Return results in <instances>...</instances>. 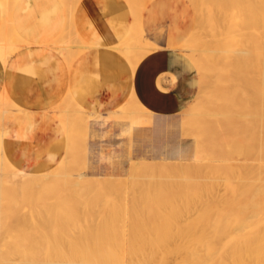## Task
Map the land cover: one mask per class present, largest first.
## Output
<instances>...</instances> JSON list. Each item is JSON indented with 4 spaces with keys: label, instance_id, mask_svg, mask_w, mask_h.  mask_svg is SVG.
Segmentation results:
<instances>
[{
    "label": "rangeland",
    "instance_id": "obj_1",
    "mask_svg": "<svg viewBox=\"0 0 264 264\" xmlns=\"http://www.w3.org/2000/svg\"><path fill=\"white\" fill-rule=\"evenodd\" d=\"M60 1L63 2L62 3L63 5H64V3H66V6L64 5V7L67 10V14H69V15L72 14L74 10H72V12L70 11V13L68 12L69 10H71L69 8L72 7V5L67 2L68 0H60ZM73 1L74 0H72L71 3H74ZM125 1H127V0H125ZM130 1L131 0H128V2L123 3V4L119 3V7L121 8L122 11H124L125 13H127V15H129L130 22H131L129 29L132 30V33L130 35H128L129 32H130V30H129V32L127 34L128 36L126 35L125 38L127 39L129 36H131L130 39L128 38V41L133 40V38L135 39L136 37H137L136 39H138L139 41H142V39H144V38H147L149 40L150 39H153V40H157V39L158 40H162V39L165 40L166 39L167 48L171 49L172 51H174V53L176 55V59H177V64H178L179 70L186 74V82L184 84L185 85V89L181 92V100H182L181 107L174 115H172L168 119L164 120L165 123H167L166 132H165L163 141L158 145L157 143H154V142H152L150 140V137H151V134H152V129H153V124L144 125V126H141L140 128L130 129L129 127H131L132 123H135L136 121L134 122V121L126 120V119H124L125 121L122 120V119H121L122 121H120V119H119V121L118 120L117 121L116 120H111L110 122H107L104 125L94 126V127L89 128V129L84 128V126L81 127L80 129L85 131L86 133L81 131L80 129L72 131L73 128H75V129L77 128V127H75L76 125H75L74 120L76 119V116L78 115V112H79V114H81L82 110H80L76 106L74 107V105L72 106V104L70 105V103H68V102H66V103H64L62 105L59 104L53 110V115L55 117L54 119H55L56 124L58 125L60 131H61V127H60L59 121L62 123L63 127L65 128V130L67 132V136H64V134L61 131V133L63 135V138H64V145H63L62 154H61L60 158L58 159V161L51 168H49L47 170H43L42 172L45 173V172H50V171H57L58 177L54 178V182H53L52 185L60 184L61 187L63 188V190L65 189L64 190L65 194H67L65 196L68 197V198L71 197L70 194L72 195L74 192L75 193H77V192L80 193V191H81V193L79 195H83L85 193V191H87L86 192L87 195L88 194H90V195L91 194H94V195L97 194L98 197H100V198L102 196V200H103L102 204H104L103 208L105 207V209H103L102 211H99L98 212L99 214L96 213V217L94 216L95 213L94 214L93 213H90V214L88 213L87 215L85 213L84 214L83 213H80V214H72V213H70L69 214V213H67L68 212L67 209L64 206H62V205L61 206L58 205V207L55 208V210H53V212H50V213L48 212L49 214L48 213H44L45 212L44 207H46L45 205L44 206L41 205L42 207L40 205H34L35 203H33L31 205V207H30V203H26V205H24L20 201L21 199L20 200L18 199V198H20L22 196V195H20L18 197V194L20 193V186H17L16 183L13 184L14 185L13 188L10 189L12 194H11V192L9 190L8 193L9 192L10 193L9 194L6 193L9 197L6 198L5 196H7V195H5V196L2 195V197H0V264H20V263L21 264H42V263L44 264V261H46V260L47 261L51 260L53 264H56L57 261H58L57 264H62L63 261H73V262L75 261L74 263L77 262V264H80V262L78 263V261H81V260H84V259H85L84 262L110 261V257L108 258V255H109L108 254L109 253L108 250H109V248H107V247H111V246H113V244L114 245L115 244L116 245H120V244L129 243L128 241H130L129 244H134V242H135V244L144 243V242L145 243L154 242L156 244H159V243L160 244H166L167 243L168 245H172L174 242L177 245H180L181 243L182 244L183 243L187 244V243H185V240H186L185 234H181L179 232L180 230L184 231V229L186 227L188 228L189 224H187V225L185 224L184 225V223H186V222L183 223V221L187 220V223H190V225H191V223L194 222L193 220H195L196 217H197L196 218L197 221L201 217L200 218L201 221H203V222L208 221V223H210V224L214 223V222H212L214 220V218H218V220H220V217L215 216V214L213 212H210L211 215L209 213L208 214L209 216L205 214L203 217L206 218V219L204 220V218H202L203 208H202V211H201L200 210L201 209V204H199L197 202L195 203L194 199H196V197L198 196L197 198H200L201 200L206 201V198H207L208 200H211V201L212 200L213 201H217L220 205H223V202L228 201L227 199H228L229 196H227L228 193H225L226 191L224 190V185H223L224 183L222 181L223 179L222 180H218V178H220V177L224 178L223 176H225L227 170L229 172H231L233 168L235 169V166L237 167L239 164L241 165V163L239 161L241 159H243V156H242L241 159L239 158L240 156L239 157L236 156V155H235L236 157L232 156L233 158L236 159V161L233 160V161H235L238 164V165H236V164H234L235 162L232 161L233 158L229 159L228 157H226L224 155H221V156L218 155L216 153L217 151H216L215 148L219 149L218 148V145H219L218 143L219 142L215 141V142H213V143H215L213 145L211 140L209 141V138H207V134L209 133V131H211L213 129L215 130V128L217 126H218L217 130L220 131L222 129V128H220V124L224 125L226 128L228 127L229 131H230V129H231V131H234L232 133L230 131L229 134L230 133H231V135H233L234 133L236 134L238 132L237 126L234 125V124H237L236 122H234V121H236V119L234 120V118L231 117V115L233 116V113L234 114L243 113V110L246 109L245 108L246 105H247L246 103H248V100L250 99V95H251L250 93H252L253 90H255L256 87H258L260 85V84H258V82H259V80H258L259 74L258 73H259L260 69L264 72V70H263L264 66L258 64V56H254V55H257L256 53H258V51H259L258 47H259L260 43L258 41L259 37H258L257 27H256L257 20L254 21L255 18H253V16L256 17L254 15L255 14V10H254V7H253V3L249 2L251 0H242V1L241 0H237V2H238L237 4H236V0H138V1L137 0H132L131 2ZM244 1L247 2V4ZM15 2H16V0H5V1L2 0V4H1V1H0V5H1V8H2L1 10L4 11V13L9 11L7 13V15H8L7 18H4V15H3L4 13L2 14V19L3 20H2V28L0 30V46L4 45L5 43H3V42H6V40H10L11 41V42L10 41L6 42V44L9 45V48L7 49L8 50V55H9L8 57H10L12 55V52L13 53L15 52L13 50V48H11V47L15 46L16 40L14 38H12L13 36L11 34H9L10 31H11L10 30L11 27L9 26L10 22L8 23V21L10 20V12H11V9H12V7H13ZM77 2H75L76 5L79 3V2L78 3ZM75 3H74V5H75ZM3 4H4V6H6V4H7V6L9 5L10 7L11 6L12 7H11V9H9L10 7L6 6V9L8 8V10L5 11L4 6H2ZM67 4L70 5L71 7H69V6L67 7ZM238 4H239V7H236L235 5H238ZM244 7H245L246 13L248 12L247 15H246L245 11L243 12ZM241 8H243V9H241ZM247 8L249 9V11H247ZM251 11H252V13H251ZM249 12H250L251 15L249 14ZM248 14H249V16H248ZM234 15L236 16V18H235ZM247 16H248V18H247ZM231 17H233V18H231ZM233 19H235V20L233 21ZM237 21L239 23L242 21L243 24L242 23L239 24ZM237 23H238V25H237ZM223 25H224V29H222ZM134 29L142 30L144 37H140V36H142L141 35L142 34L141 31L138 32V30L136 31ZM223 30H225V31H223ZM5 31H7L8 34H4V33H7ZM71 31L74 32L73 29H72V26L68 25V27L63 31V33L61 35L64 41H63L62 44H60L61 45L60 48H63L66 51L61 49L60 53L64 57V59L66 61L68 59H69V61H73L75 59V57H77L80 54V52L82 50H84L83 48L88 46L81 39H79L78 36H76V34L72 33ZM212 32H214V33L212 34ZM221 32H222V34H221ZM134 33L135 34L138 33L139 35L137 34L136 36H134ZM249 34H250V36H249ZM213 35H214V37H212ZM9 37H11V38H9ZM68 38H70V39H68ZM244 38L247 39V40H245ZM248 38H249V40H248ZM213 39H214V43L212 41ZM204 40H206V42ZM12 41H13V43H12ZM230 41H234V42H230ZM122 42H124V40ZM122 42L119 44V46L117 45L115 47H119V49L121 50L120 46H121ZM203 42H205V43H203ZM207 42H209V44H207ZM243 42H245L246 44L243 43ZM10 43H11L12 46L10 45ZM68 43L71 44V45H69ZM216 43H217V45H216ZM204 44H206V45H204ZM211 44H215V45H212V47H211ZM252 45L254 46V48H252ZM214 46H215L216 49L214 48ZM70 47L72 49L73 48H77V49H80V50L76 49L77 51L74 52V49H73V52H72V49ZM209 47H210V49H209ZM153 48L154 47H152L150 49H148V48L147 49H143V50H145V52L143 50H141V49H138L139 51L136 49L137 50L136 52H135V50L133 51L134 52V56L136 58V57L140 56L141 54H144V57H145L146 55H148L150 53V51ZM226 48H228V49H226ZM239 48H240V51H239ZM68 49H70V50H68ZM113 49L118 51L119 53H121V55L124 53L122 51L120 52L119 49H116V48H113ZM191 50L194 51V52L189 53ZM204 50L205 51L208 50V51L206 53H204L205 52ZM212 50H216V52L212 53L211 52ZM249 50H251L252 53ZM253 50H255V51H253ZM256 50H258V51L256 52ZM0 51H1V49H0ZM78 51H79V54H78ZM141 51H143V52H141ZM218 51L219 52L223 51L224 54L226 53L225 56H227V59L224 56V54L219 53ZM238 51L239 52H241V51L248 52L249 51L250 52L249 55L251 57L249 55L247 56V54L239 53ZM133 52H132V54H133ZM227 52H229V53L227 54ZM71 54H73V55H71ZM207 54H208V57H207ZM228 55H230V56L228 57ZM236 55H239V56H236ZM240 56H241V58H239ZM210 57L212 58V60H209ZM244 57H245V59H244ZM3 58L4 57H2V55L0 53V59L2 60V63L4 64ZM197 60H198V62H197ZM248 60H250V62ZM244 62L245 63L249 62V63H247L245 65ZM255 63H256V66H255ZM129 64H130V66L132 68V71H134L135 70L134 64H132V63H129ZM209 64L211 65V67H210ZM238 64H240V68L241 69H237L238 68L237 67ZM250 64H252L251 67H250ZM195 66H199L200 67V71L199 72H198V69ZM247 66H249V67H247ZM218 67H220L221 70ZM250 68L256 74H254L250 70ZM255 69H257V70L255 71ZM239 72H240V74H239ZM223 73H225V74H223ZM250 73H251V75H250ZM239 76H240V78H239ZM248 76L250 78H246ZM235 77H236V81L234 80ZM224 78H225V81H224L225 83L222 82L224 80ZM251 78L252 79L256 78L257 80H255V79L252 80ZM240 79H241V81H240ZM242 79H244L246 81H244ZM237 80H239V81H237ZM234 81L236 82L235 84H234ZM251 81H252V83H251ZM253 81H254V84H253ZM243 82H247L248 84L243 83ZM235 85H236V87H235ZM237 85H239V86H237ZM227 86L230 87V91H227V90H229V87H227ZM245 86H246L247 90L245 89ZM237 87H238V89H237ZM239 87H241V90H240ZM247 87H249L250 90ZM254 87H255V89H254ZM244 89L247 92H245ZM242 92H245V93H242ZM241 94H243V96H241ZM237 95H239L241 97H239ZM248 95H249V97H248ZM218 96H220V97H218ZM238 97L241 98V99H239ZM237 98L240 101H237L238 100ZM242 100H243V102L245 101L244 102L245 104L241 103ZM128 101H129V98L126 101V103L123 106H121L120 108H118V109H120L121 111L123 110L124 114H132L133 115L132 117H134V116H136V114L140 110L138 107L140 106V108H143V105H142V103L139 104V102L137 104H135V105L134 104H129ZM232 101H234V102L231 103ZM126 104L129 105V106H127ZM138 104H139V106H137ZM9 105H11L10 102H9ZM130 105L133 106L132 107L133 110L131 109ZM0 107H1V109H0V117H2L4 115L3 114V111H4L3 109L11 111L10 106H6L5 108H2V106L0 104ZM136 107H137V111H138L137 113L135 112L136 111ZM211 107H212V109H211ZM129 108L131 109L132 113L129 110ZM216 108H217V110H216ZM61 109H62V111H61ZM1 110H3V111H1ZM237 110H238V112H237ZM215 111H216V113H215ZM230 111H231V115H230ZM134 112L136 114H134ZM140 112H142V110H140ZM217 112L220 113V114L218 115ZM244 112H246V111H244ZM83 113H84V111H83ZM100 113H107V111L100 112ZM208 113H209V115H208ZM12 115H13V113L11 111V116ZM68 115H69V117H68ZM5 116H9V114H5ZM5 116H3V117H5ZM103 116H105V114ZM146 117H148V116L146 115ZM221 117H225L228 120H225V119L223 120V118H221ZM9 119L10 118H7V120H4L5 123L2 124L1 126L5 125L6 122ZM219 121H221L223 124L221 122H219ZM70 122H71V125L72 124L74 125L73 127L71 126L72 128H68V127H70ZM197 122H198V124H197ZM232 124L234 125V127H233ZM131 128H133V127H131ZM234 128L235 129L237 128V131ZM75 131H77V132H75ZM219 131H218V133H219ZM73 133H75V134H73ZM175 144H179V145H181L184 148L185 152L182 155L184 160H180V159L179 160H171L172 162L170 161V163H172V165L174 164V166H177V164L181 163L183 165L182 167H184V171H183L184 173H179L180 174L179 175V174L175 173V171H173L171 169H169V170L168 169H162L163 171L159 170L156 173L154 172V175L152 173H149V175H147L148 173H144V172H136L135 173V171H132L130 169L131 160L151 161V162L152 161L153 162L163 161V160H150V159L148 160V158L150 156H152L153 154H155L156 152L160 151L159 149H157V146L161 145V147H165V146L169 147V146H174ZM161 150L163 151L164 149H161ZM78 152H80V153H78ZM237 159H239L238 162H237ZM200 160H202L203 162L202 161L199 162ZM223 160H225L226 162H224ZM248 160H249V162H248ZM204 161H205V163H204ZM192 162H194V163H192ZM223 163H225V164H223ZM181 164H179V165H181ZM228 164L229 165L232 164V165L229 167ZM253 164H254V161H253V159H251V155L248 158L245 157V161L242 160V165L253 166ZM194 165H195V167H194ZM223 165H225V167H229V168H227V170L226 169L225 170L222 169L221 171L219 170L221 173L220 172L216 173L217 172L216 171L217 170L216 167L223 166ZM205 166H207L206 169L208 168V170L211 169V168L212 169L213 168L216 169L215 171L213 169V171L215 172V174H214L215 177H216V174L220 175V176H217L215 178L216 180H218L217 182H215L216 180L214 178H212L213 174L211 173L212 174V177H211L209 172L206 173V176L209 175V177L207 176V179L212 178V179L207 180V182L210 181V180L214 181L213 184H211V185H210V183L208 184L211 187H209V189H207V190H205V188H204V185L207 183L206 179H205V182H204V179H203L204 178V176H203L204 174L197 172L198 175H196V171L194 170V168L197 169L198 167H199L198 168L199 170H200L201 167L203 169V168H205ZM212 166H215V167H212ZM128 168H129V171H128ZM1 169H4V168H2L1 162H0V173L3 172V174H2L3 177H7V175H8V173H6L7 171L6 170H4V171L2 170L1 171ZM230 169H231V171H230ZM237 169H239V168L237 167ZM190 170L191 171L194 170L193 172H195V175L193 174V172H190ZM172 171L175 174H173ZM232 172H234V171H232ZM79 173H84L85 174L84 176L86 177L85 180H89V182H91V183L94 182L95 184H91L90 183L88 186L83 184V185H80V186H75L76 188L75 187H69V186H71V184L69 186L64 184V182H66L67 179L71 180V176H72V179L73 178L75 179V175H77ZM196 176H198V178ZM139 177H141V178H139ZM200 178H202V179H200ZM9 179H14V177L9 176ZM134 179H136V180H134ZM180 179H183V181H180ZM91 180H93V181H91ZM190 180L192 181V183H191ZM198 180H201V182L202 181L203 182L201 183ZM99 181H101V182H99ZM173 182H174V184L176 183L178 185L179 184H182V185H179V187H176V188H174V186H168L167 187L166 184L172 185ZM138 183H140V184H138ZM108 184L110 185V187H109L110 190L108 189V186H109ZM183 184H185V185H183ZM200 184H201L202 187L200 186ZM215 184L217 186L219 185L218 188H217V186ZM112 185H114V186H112ZM67 186H68V188H67ZM164 186H166V187H164ZM184 186L186 188H188V190ZM15 187H17V188H15ZM88 187H89V189H88ZM121 187H123V188L126 187V188H124V190L125 189L126 190L124 191L123 188L121 189ZM182 187H183V189H180ZM92 188L93 189L95 188L93 190V193L91 192ZM90 189H91V191H90ZM104 189H105V191H104ZM111 189H113V191H111ZM198 189H200V190H198ZM158 190L159 191L161 190L160 193H159ZM184 190L185 191L187 190L186 191L187 193ZM196 190H198V191H196ZM17 191H19V192L17 193ZM71 191L73 193H71ZM99 191H102V192L99 193ZM162 191H164V194H162ZM180 191H181V193H180ZM182 191H183V193H182ZM124 192H125V194H123ZM200 192H202V193H200ZM104 193H106V194L104 195ZM108 193H111V194H108ZM198 193H200V194L198 195ZM160 194L163 195V196L160 197ZM185 194L188 197H185ZM190 194H191V196H189ZM118 195H119L120 199L118 198ZM120 195H122V199H121ZM200 195L205 200L202 199V197ZM14 196H16V199H18L17 200V202H19L18 205L16 203H14V200H15ZM214 196H216L215 199H214ZM12 197H13L14 200H11ZM124 197L126 198V200H125ZM136 197H138L137 200L141 199V198H146V199L150 198V201L154 200L153 203L155 201H159L161 199V200L164 201V205H162V207H165L166 204H167V206H169V205L171 206V204L167 203V202H172L173 201L172 202V206L174 208L176 207L175 210H177V212H179L177 216L180 217L179 219H180L181 223L178 225V229H180V230L178 231L177 227H174V226L173 227L171 226V229H170V226L169 227H168V225L165 226L166 223L164 224V221L166 219V216L162 215V217H165V218H163L164 220L161 219V214H160L161 212L157 213L156 208H155L157 203L155 202L156 204L153 205V203L151 201L152 204L150 203L146 208H143V210H142L143 213L141 212L143 215L146 214L145 218L147 220H144V216L142 214H141V218L140 219L141 220L143 219L144 222L145 221L149 222L150 225H152V223H153V225H155V226L152 225L153 227H156V228H154L156 231L158 230L157 233L155 232L157 235H155V233L153 232L155 230L149 229V228H153L152 226L149 227V225L147 223L148 226L146 227V224L142 223L141 220H139L140 211H139V213L138 212L135 213V212L131 211L132 210V206H133L132 203H133V201L136 200ZM166 197H168V199H170V198L171 199L167 200ZM113 198H114L113 201H115V200L116 201L117 200L121 201L119 204H118V201L115 202V203L117 204V206L122 207V209H124L126 207V209L128 210L129 213L128 212L126 213L127 210H124V211L122 210V212H120V213L118 211H116V212L112 211V209H111V205L112 204L107 202V200L112 201ZM162 198H164V199H162ZM165 200H166V204H165ZM192 200H193L194 203L192 202ZM121 203H123L122 206H121ZM127 203L129 205H127ZM19 204H21V206L24 205L23 208H25V207L26 208L23 209ZM106 204H108V205H106ZM193 204H194L195 207L192 206ZM59 206H60V208H59ZM107 206H110V208L108 209ZM153 207H154L155 210L153 209ZM186 207H187V209H184ZM190 207L193 208V210ZM147 208H148V210H146ZM198 208H200V209H198ZM151 209L153 211H155L154 212V214L156 213L155 215L153 214V211ZM34 210H36V211L34 212ZM144 210H146L148 212H146ZM185 210H187V213H188V215L186 214L187 215L186 217H188V216L192 217L193 216L192 217L193 218L192 221L190 219H187V218L185 219V217H184L185 215L183 214L184 212L186 213ZM197 210L200 213H198ZM100 212H101V214H100ZM111 212H113L112 213V214H114L113 216H112V214L110 215ZM124 212L127 214V216H129L128 217L129 219L126 218L125 222H123V221H124V217H126V215H124V216L121 215V213L123 214ZM144 212H146V213H144ZM195 212L198 213L197 214L198 216L195 214ZM248 212L249 211L247 210L246 213L243 216L247 217V214L249 216L250 212L249 213ZM39 213L41 214V216L39 215ZM103 213H105V214H103ZM147 213H148V215H147ZM71 214L74 216V218L72 217ZM91 214H92V217H91L92 220L90 218L88 219V217H90ZM107 214L110 215V217ZM115 214L119 218L121 217L120 218V222L117 221L119 218ZM137 214L139 215V217H138ZM157 214H159V215H157ZM162 214H164V213H162ZM194 214L196 216L195 218H194ZM107 216L109 218H112V217L115 216L116 218L114 217L115 219L114 218L113 219H114V221H116L115 222L116 224L114 223V221H112V219H111L112 223L109 222L110 220H108ZM132 216L136 219V221L137 220H139V221L136 222L135 220H133L134 218ZM136 216L138 217V219L136 218ZM155 216H156V218H155ZM212 216H213V218H212ZM75 217H76V220H74ZM103 218H105V220L107 222H105V220ZM101 219H103L104 221H102ZM200 220H199V223L201 222ZM210 220H212V221L210 222ZM151 221H152V223H151ZM102 222H103V225H102ZM157 222L159 224H157ZM25 223L28 224L27 227H25L26 226ZM88 223L91 224L90 225L91 227H89ZM110 223H111L112 226L110 225ZM135 223H136V225L140 226V229L142 227V229H144V230H142V229L140 230L139 227H137L135 225ZM199 223L197 222L196 224L198 225ZM21 224H22V226H21ZM24 224H25V226H24ZM58 224H59V226H58ZM78 224H79V226L81 228L78 226ZM81 224H84V225H81ZM162 224H164V225H162ZM181 224H182V226L183 225L184 226L180 227ZM75 225H76V227H75ZM86 225H87V229L89 231H92V230L94 231V228L97 227V226H98L97 227L98 228L97 231L100 232L101 230H103L105 232V235L103 234V231H101L102 235H100L101 237L100 236L99 237L101 239H107L108 242L105 240V243H107V244L104 243V240H102L103 244H102L101 241H100L101 244L99 242L96 243L94 241L91 244V241L89 242V241H86V240L85 241L82 240V241L79 242L78 240H75V241L72 240L71 238H77L78 235L83 237L82 234L80 235L78 233L81 232V229H83V228L85 229ZM113 225H115V226L117 225V226L115 227ZM133 225H135L138 230L136 229V227L134 228V230L131 229V227L133 228ZM143 225H144V228H143ZM82 226H83V228H82ZM118 226H119V229L120 228L122 229V230L121 229L119 230V233L121 235L119 233H117L118 232V229H117ZM122 226H123V228H122ZM127 226L130 229H128ZM192 226H193V223H192ZM41 227L43 229H46L45 230L46 232H47V230L49 231L48 233L43 231V232L46 233V236H48L50 238H51V236H52V238L55 236L61 241H58L57 245H55V246H53V245H49V246H44L43 245L41 247L40 246H35L37 249H34L35 248L34 246L27 245V243L30 244L29 243L30 239H25V238H27V236L29 238H37L36 236H38V238H41L43 235H45V233L43 234L41 232L42 231ZM145 227L148 228L149 231H148V229L146 230ZM164 227H167V228L164 230ZM198 227L196 226L197 229L201 228V227H199V228ZM77 228H78V230H77ZM99 228H101V230ZM124 228L127 229V233H125L124 230H126V229H124ZM175 228H176V230H175ZM181 228L182 229L184 228V229L182 230ZM193 228H195V227H191L190 226L188 229H190V230H195L196 229V228L195 229H193ZM38 229L41 230V231L39 230V232H41V235L37 231ZM66 229L67 230L69 229V232H70L69 234H70L71 237H69V234L67 233L68 231ZM87 229H85V230L88 231ZM96 229H95V231H96ZM108 229H109V233L107 232ZM188 229H185V231L186 230L189 231ZM19 230H20V232H19ZM56 230H59L58 233H56L57 232ZM73 230L76 231V232H73ZM145 230H146V232H144ZM163 230H164V232H163ZM60 231H64V234L66 236L63 234V232H60ZM112 231L114 232V234L117 233V236H116V234L114 235ZM141 231L144 234V235L142 234L143 236L141 235V233H142ZM168 231L169 232L172 231L171 232V234H172L171 236L172 237H170L169 241H165V243L158 242L157 238L161 237V234H163L165 232H168ZM26 232H28V233L30 232V234L27 235V234H25ZM110 232L113 235H111ZM139 232H141V233H139ZM12 233H13V235H12ZM37 233H38V235H37ZM76 233L78 235H76ZM128 233H130L132 236H130V234H128ZM125 234H127L126 237H125ZM24 235H26V236H24ZM39 235H40V237H39ZM106 235H108L109 238ZM123 235H124L125 238H123ZM133 235H135V236H133ZM151 235H153V236L151 237ZM168 235H170V234H168ZM176 235H177V237H176ZM111 236L114 237V238H117V241L110 240V239H112ZM128 236H130L129 240H128ZM173 236H175V237H173ZM84 237H86V236H84ZM131 237H133V240H131L132 239ZM142 237H144L145 239L142 238ZM63 238H65L66 241ZM136 238L137 239L141 238V241L137 240L138 243H136L137 241L134 240ZM174 238H178V239H174ZM78 239H79V237H78ZM125 239L127 241H125ZM151 239H152V241H151ZM70 241L71 242L73 241V242L71 243ZM172 241H174V242L172 243ZM176 241H178V242L181 241V243L179 244ZM25 242H26V244H25ZM78 242H79V244H81V243L82 244L79 245ZM88 242L91 245L86 246L85 244H87ZM73 243H75V244H73ZM94 243H96L98 246L95 245ZM71 244H72V246H71ZM105 245H107V246H105ZM61 246H62V248H61ZM81 248L84 251H81ZM115 249H117V248H115ZM49 252H50V254H49ZM81 252L82 253L85 252V254H87V256H85L84 258L80 257V253ZM44 253H46L47 255L44 254ZM158 254H159V252H158ZM160 257H159V261L167 260L170 263L174 262L176 260L175 258H177V257H175V255H170V257L173 259V261H172V259L169 258V255H168V257L167 256L163 257V259L160 258ZM86 260H89V261H86ZM155 260L157 261V259H155Z\"/></svg>",
    "mask_w": 264,
    "mask_h": 264
},
{
    "label": "bare ground",
    "instance_id": "obj_2",
    "mask_svg": "<svg viewBox=\"0 0 264 264\" xmlns=\"http://www.w3.org/2000/svg\"><path fill=\"white\" fill-rule=\"evenodd\" d=\"M1 1V4H2V0H0ZM3 1H5V0H3ZM79 2L80 0H74L73 2L75 3V2ZM132 1V0H131ZM130 1V2H131ZM138 1V0H137ZM242 1V0H241ZM68 3H70L71 5H72V7L70 6V5H68L67 4V7L69 6V7H71V8H69V9H71V10H69L68 8V12L70 13V11L72 12V10H74V8L76 7V3H75V5H74V3H71L72 2V0H68L67 1ZM77 2V3H78ZM126 2H128V0L126 1ZM235 2V1H234ZM245 2V1H244ZM249 2H252L253 3V7H254V10H255V16L256 17H254L253 16V18H255L254 19V21H256L257 20V22H256V27H257V33H258V37H259V51L258 50H256V52L258 51V53H256L257 55H254V56H258V64H260V65H263L264 66V0H251V1H249ZM13 3V2H12ZM63 3V2H62ZM238 2H237V0H236V4H237ZM242 3V2H241ZM246 4H247V2H245ZM8 4V3H7ZM7 4H6V6H7ZM64 5L66 6V3H64ZM74 5V6H73ZM2 6H4V4L2 5ZM6 6H4V9H5V11H7L8 10V8L6 9ZM236 7H239V4L238 5H235ZM7 7H10L9 5L7 6ZM12 7V6H11ZM11 7L9 8V9H11ZM74 7V8H73ZM229 8V7H228ZM2 9V8H1ZM238 9V8H237ZM241 9H243V8H241ZM252 9V8H251ZM67 11V10H66ZM245 11V7H244V9H243V12ZM247 11H249V9L247 8ZM9 12V11H8ZM8 12H6V13H4V11H2V14L4 15V18H7L8 17V15H7V13ZM245 13H246V11H245ZM248 13V12H247ZM247 13H246V15H247ZM251 13H252V11H251ZM234 14V13H233ZM249 14H250V12H249ZM249 14H248V16H249ZM69 15V14H68ZM72 14H70L69 16L70 17H72L71 16ZM251 15V14H250ZM235 16V15H234ZM248 16H247V18H248ZM230 18V17H229ZM231 18H233V17H231ZM235 18H236V16H235ZM245 18V17H244ZM257 18V19H256ZM242 19V18H241ZM240 19V20H241ZM235 19H233V21H234ZM205 21V20H204ZM232 21V22H233ZM249 21V20H248ZM252 21V20H251ZM10 22V20L8 21V23ZM238 22V21H237ZM7 23V22H6ZM7 23V24H8ZM235 23V22H234ZM239 23V22H238ZM238 23H237V25H238ZM243 24V22L241 21L239 24ZM249 23V22H248ZM4 24V23H3ZM210 24V23H209ZM11 25V24H10ZM9 25V26H10ZM229 25V24H228ZM71 26V25H70ZM240 26V25H239ZM244 26V25H243ZM254 26V25H253ZM11 27V26H10ZM229 27V26H228ZM241 27V26H240ZM5 28V27H4ZM247 28V27H246ZM222 29H224V25H223V28ZM235 29V28H234ZM11 30V31H10ZM10 33L9 34H11L13 37L12 38H14L15 40H16V44H15V46H12L11 45V43H10V45L12 46L11 48H13V50L14 51H16V50H18L21 46H23L24 45V42L21 40V39H19L18 37H16V35L14 34V31L12 30V27L10 28ZM134 30H138V29H134ZM218 30V29H217ZM227 30V29H226ZM244 30V29H243ZM249 30V29H248ZM141 31V35L142 36H140V37H144V35H143V32H142V30H138V32H140ZM214 31V30H213ZM223 31H225V30H223ZM235 31V30H234ZM5 32H7V31H5ZM72 32V31H71ZM135 32V31H134ZM220 32V31H219ZM229 32V31H228ZM256 32V31H255ZM69 33V32H68ZM72 33H74V32H72ZM132 33V30H130V32H129V34L128 35H130ZM204 33V32H203ZM214 32H212V34H213ZM225 33V32H224ZM250 33V32H249ZM256 33V34H257ZM4 34H8V32L7 33H4ZM138 33H134V36H136ZM221 34H222V32H221ZM226 34V33H225ZM243 34V33H242ZM255 34V35H256ZM127 35V36H128ZM139 35V34H138ZM204 35V34H203ZM228 35V34H227ZM230 35V34H229ZM207 36V35H206ZM238 36V35H237ZM246 36V35H245ZM249 36H250V34H249ZM75 37V36H74ZM208 37V36H207ZM212 37H214V35L212 36ZM217 37V36H216ZM215 37V38H216ZM219 37V36H218ZM239 37V36H238ZM254 37V36H253ZM9 38H11V37H9ZM129 39L131 38V36H129L128 37ZM128 38L125 40L124 39V42H122V44H121V50L119 49V47H113V48H116V49H119L120 50V52L122 51V52H124L122 55H123V57H124V59L127 61V62H129V63H132V64H134V67L136 68V66L138 65V63L144 58V54H141L140 56H138V57H136L135 58V56H134V50H135V52L138 50V49H141V50H143V49H150V48H152L153 46H152V44H151V42L147 39V38H144V39H142V41H139L138 39H134L133 38V40H130V41H128ZM223 38V37H222ZM230 38V37H229ZM4 39V38H3ZM67 39V38H66ZM68 39H70V38H68ZM75 39V38H74ZM77 39V38H76ZM191 39V38H190ZM225 39V38H224ZM228 39V38H227ZM231 39V38H230ZM240 39V38H239ZM245 39V38H244ZM12 40V39H11ZM211 40V39H210ZM218 40V39H217ZM242 40V39H241ZM245 40H247V39H245ZM244 40V41H245ZM248 40H249V38H248ZM5 41V40H4ZM7 41H10V40H6V42ZM73 41V40H72ZM205 42H206V40H204ZM213 41V43H214V39L212 40ZM216 41V40H215ZM219 41V40H218ZM217 41V42H218ZM225 41V40H224ZM243 41V40H242ZM251 41V40H250ZM6 42H3V43H5L4 45H1L0 46V49H1V51H0V53H1V55H2V57H4L3 58V62H4V65L7 63V61H8V48H9V45H7L6 44ZM11 42V41H10ZM202 42V41H201ZM205 42H203V43H205ZM230 42H234V41H230ZM237 42V41H236ZM246 42V41H245ZM245 42H243V43H245ZM2 43V44H3ZM12 43H13V41H12ZM82 43V42H81ZM211 43V42H210ZM69 44V43H68ZM207 44H209V42H207ZM220 44V43H219ZM223 44V43H222ZM246 44V43H245ZM69 45H71V44H69ZM196 45V44H195ZM204 45H206V44H204ZM212 45H215V44H211V47H212ZM216 45H217V43H216ZM231 45V44H230ZM244 45V44H243ZM63 46V45H62ZM73 46V45H72ZM71 46V47H72ZM119 46V45H118ZM59 47V46H58ZM70 47V48H71ZM84 47V46H83ZM82 47V48H83ZM206 47V46H205ZM235 47V46H234ZM249 47V46H248ZM257 47V46H256ZM68 48V47H67ZM80 48V47H79ZM86 48H89L88 46L87 47H84L83 49H86ZM214 48H215V46H214ZM229 48V47H228ZM228 48H226V49H228ZM231 48V47H230ZM246 48V47H245ZM252 48H254V46L252 45ZM251 48V49H252ZM60 49H63V48H60ZM72 49V48H71ZM73 49H76V48H73ZM73 49H72V52H73ZM137 49V50H136ZM154 49V48H153ZM201 49V48H200ZM207 49V48H206ZM205 49V50H206ZM209 49H210V47H209ZM216 49V48H215ZM218 49V48H217ZM221 49V48H220ZM219 49V50H220ZM250 49V48H249ZM68 50H70V49H68ZM77 50H80V49H77ZM76 50V51H77ZM204 50V51H205ZM248 50V49H247ZM139 51V50H138ZM144 52H145V50H143ZM143 51H141V52H143ZM203 51V52H204ZM208 51V50H207ZM207 51H205L204 53H206ZM234 51V50H233ZM239 51H240V48H239ZM238 51V52H239ZM251 53H252V51L251 50H249ZM248 51V52H249ZM253 51H255V50H253ZM132 52H133V54H132ZM189 52V51H188ZM192 52H194V51H190L189 53H192ZM212 53H215L216 52V50H212L211 51ZM219 52V51H218ZM237 52V53H238ZM248 52H243V51H241V52H239V53H244V54H247V56L250 54V52L248 53ZM203 53V54H204ZM219 53H222V54H224V52L223 51H220ZM229 52H227V54H228ZM238 53V54H239ZM12 54H13V52H12ZM78 54H79V51H78ZM218 54V53H217ZM221 54V55H222ZM235 54V53H234ZM71 55H73V54H71ZM211 55V54H210ZM213 55V54H212ZM226 55V53L224 54V56ZM241 55V54H240ZM252 55V54H251ZM70 56V55H69ZM68 56V57H69ZM230 55H228V57H229ZM236 56H239V55H236ZM250 56V55H249ZM207 57H208V54H207ZM206 57V58H207ZM213 57V56H212ZM215 57V56H214ZM226 57V59H227V56H225ZM243 57V56H242ZM251 57V56H250ZM72 58V57H71ZM76 58V57H75ZM211 58V57H210ZM209 58V60H212V58L210 59ZM239 58H241V56L239 57ZM253 58V57H252ZM257 58V57H256ZM225 59V60H226ZM244 59H245V57H244ZM248 59V58H247ZM244 61V60H243ZM249 62H250V60H248ZM69 65H70V63L72 62V61H69V59L66 61ZM190 62V61H189ZM197 62H198V60H197ZM209 62V61H208ZM249 62H247V63H249ZM254 62V61H253ZM210 63V62H209ZM234 63V62H233ZM247 63H245L244 62V64L246 65ZM252 63V62H251ZM253 64V63H252ZM252 64H250V67L252 66ZM197 65V64H196ZM210 65V64H209ZM255 66H256V63H255ZM197 69H198V72L200 71V67L199 66H195ZM210 67H211V65H210ZM238 68L237 69H241L240 68V64H238V66H237ZM247 67H249V66H247ZM261 67V66H260ZM219 69H220V67H218ZM253 68V67H252ZM257 68V67H256ZM196 69V70H197ZM227 69V68H226ZM221 70V69H220ZM235 70V69H234ZM250 70L252 71V69L250 68ZM257 69H255V71H256ZM261 70V69H260ZM259 70V78H258V80H259V82H258V84H260L258 87H256V89H255V87H254V89L255 90H253V92L252 93H250L251 95H250V99L248 100V103H246L247 105H246V109H242L243 110V113H238V114H234L233 112V116L231 115V111H230V115H231V117H233L234 118V120L236 119V121H234V122H236L237 124H234V125H236L237 126V128H238V132L235 134H233V135H231V133L232 132H234V131H231V129H230V131H231V133L229 134V129H228V127L226 128L224 125H221L220 124V128H222L220 131L219 130H217L218 129V126L215 128V130L213 129V130H211V131H209V133L207 134V138H209V141L211 140V142L213 143V142H219L218 144V148L219 149H217V148H215L216 149V153L218 154V155H224V156H226V157H228L229 159H231V158H233V157H236V156H240L239 158L241 159L242 158V156H243V159H241L240 161H239V159H237V162L239 161L240 163H241V165L239 164H237L235 161H236V159L235 158H233L232 159V161L233 160H235V161H233V162H235L234 164H236V165H238L237 167L239 168V169H237V167L235 166V169L233 168L232 169V171H234V172H232L231 171V169H230V171L231 172H229L228 170H227V168H229L231 165H229V167H225V165H223V166H218V167H216L217 168V170L216 169H214V171L216 170L217 172L216 173H218V172H220L222 169H226L227 170V172H226V174H225V176H223L224 178H222V177H220V178H218V180H222L223 181V185H224V190L226 191L225 193H228L227 194V196H229L228 197V201H225V202H223V205H220L217 201H211V200H208L206 197V201H203V200H201L200 198H197L196 197V199H194V202L196 203H199V204H201V209L200 208H198V209H200L201 211H202V208H203V215H202V218H204L203 216L206 214V215H208L210 212H213L214 214H215V216H217V217H220V220H218V218H214V220L212 221V220H210V222L212 221V222H214V223H208V221H205V222H203V221H201L200 220V218H199V220L201 221L200 223H199V220L197 221V217L195 216V214L197 215L198 213H200L198 210V213H196L195 212V214H194V218H195V220H193V216L192 217H186L187 215H188V213H187V210H185L186 211V213L184 212L183 214L185 215L184 217H185V219L187 218V219H190L191 221L193 220L194 222H192L193 223V226H192V223H191V225H190V223H187V220H185V221H183V223L184 222H186V223H184V225L186 224H189L191 227H195L196 228V226L198 227H201V228H199V229H195V228H193V229H195V230H190V229H188L190 226L188 225V228L186 227L185 229H188L189 231H185V229H184V231H181L180 229H178V225L181 223L180 222V217L179 216H177L178 215V213L179 212H177V210H175L176 209V207L174 208L173 206H172V202H167V203H170L171 204V206L169 205V206H167V204H166V200H165V207H162V205H164V201L163 200H161L160 198V200L159 201H155L156 203H157V205H156V211H157V213H160L161 214V219H163V218H165V217H162V215H164V216H166V219H165V221H164V224H165V226L166 225H168V227L170 226V229H171V226L173 227H177V230L181 233V234H185V238H186V240H185V243H187V244H182L181 243V241L180 242H178V241H176V242H178L180 245H177L174 241H172V245H168L167 243L166 244H156V243H154V242H152V243H139V244H135V242H134V244H129L130 243V241H128L129 243H125V244H120L119 242V244L120 245H114L113 244V246H111V247H107V248H109V255H108V258L110 257V261H102V262H84V260H81V261H78V263L80 262V264H264V72L261 70L260 71ZM264 70V69H263ZM224 72V71H223ZM253 72V71H252ZM213 73V72H212ZM254 74H256L255 72H253ZM223 74H225V73H223ZM239 74H240V72H239ZM238 74V75H239ZM243 74V73H242ZM214 75V74H213ZM248 75V74H247ZM250 75H251V73H250ZM225 76V75H224ZM214 77V76H213ZM222 77V76H221ZM226 77V76H225ZM228 77V76H227ZM215 78V77H214ZM239 78H240V76H239ZM238 78V79H239ZM246 78H250L249 76L248 77H246ZM213 79V78H212ZM220 79V78H219ZM227 79V78H226ZM230 79V78H229ZM252 79V78H251ZM253 79H255V80H257L256 78H253ZM252 79V80H253ZM235 81H236V77H235V79H234ZM242 80H244V79H242ZM225 81V78H224V80L222 81L223 83H225L224 82ZM229 81V80H228ZM234 81V84L236 83ZM237 81H239V80H237ZM240 81H241V79H240ZM244 81H246V80H244ZM221 82V81H220ZM221 82V83H222ZM231 82V81H230ZM233 82V81H232ZM238 83V82H237ZM243 83H246V84H248L247 82H243ZM251 83H252V81H251ZM250 83V84H251ZM241 84V83H240ZM249 84V85H250ZM253 84H254V81H253ZM243 85V84H242ZM245 85V84H244ZM237 86H239V85H237ZM248 86V85H247ZM221 87V86H220ZM227 87H229V86H227ZM235 87H236V85H235ZM250 87V86H249ZM249 87H247L248 89H249ZM226 88V87H225ZM233 88V87H232ZM240 88V90H241V87H239ZM237 89H238V87H237ZM236 89V90H237ZM245 89H246V86H245ZM245 89H244V91H245ZM226 90V89H225ZM235 90V91H236ZM247 90V89H246ZM250 90V89H249ZM227 91H230V87H229V90H227ZM245 92H247V91H245ZM245 92H242V93H245ZM211 94V93H210ZM235 94V93H234ZM240 94V93H239ZM195 96V95H194ZM237 96H239V95H237ZM241 96H243V94H241ZM241 96H239V97H241ZM218 97H220V96H218ZM238 97V98H239ZM246 97V96H245ZM248 97H249V95H248ZM71 98V97H70ZM217 98V97H216ZM237 98V99H238ZM239 99H241V98H239ZM237 100V101H240V100ZM245 100V99H244ZM204 101V100H203ZM215 101V100H214ZM9 99L3 94V95H1L0 96V104H1V106H2V108H5L6 106H10L11 107V105H9ZM139 102V104L141 103L138 99H137V97H136V95H135V93L133 92V90L131 91V93H130V96H129V101H128V103L129 104H137ZM234 101H232L231 103H233ZM245 102V101H244ZM243 102V100H242V104H245ZM64 103V102H63ZM73 103V102H72ZM139 104L137 105V106H139ZM237 104V103H236ZM68 105V104H67ZM71 105V104H70ZM69 105V106H70ZM73 105H76V104H72V106ZM127 105V104H126ZM143 105V104H142ZM65 106V105H64ZM77 106V105H76ZM127 106H129V105H127ZM131 106V109L133 110V106L132 105H130ZM75 107V106H74ZM237 107V106H236ZM244 107V106H243ZM140 110H142V112H140V110H139V112L137 111V107H136V113L134 112V114H136V116H134V117H132L133 115L132 114H124L123 112V110L121 111L120 109H117L116 111H114L113 113H111L110 114V116L108 117L109 119H111V120H118L119 121V119H120V121H122V120H124V119H126V120H130V121H136L135 123H132V125H131V127H133V128H131V127H129L130 129H134V128H138V127H140V126H144V125H151L152 124V113H151V111L149 110V109H147L144 105H143V108H140V106L138 107ZM0 109H1V107H0ZM125 109V108H124ZM131 109L129 108V110L131 111ZM135 109V108H134ZM211 109H212V107H211ZM4 110V111H3ZM3 110H1V111H3V116H5V114H9V116H5V117H0V125H2V124H4L5 122H4V120H7V118H10L11 117V111H8V110H5V109H3ZM60 110V109H59ZM74 110V109H73ZM128 110V109H127ZM216 110H217V108H216ZM61 111H62V109H61ZM79 111V110H78ZM126 111V110H125ZM244 111H246V112H244ZM64 112V111H63ZM74 112V111H73ZM237 112H238V110H237ZM240 112V111H239ZM77 113V112H76ZM75 113V114H76ZM131 113H132V111H131ZM141 115H140V114ZM215 113H216V111H215ZM218 113V112H217ZM226 113V112H225ZM74 114V115H75ZM211 114V113H210ZM220 113H218V115H219ZM77 115V114H76ZM93 115V114H92ZM96 115V114H95ZM146 115L148 116V117H146ZM186 115V114H185ZM208 115H209V113H208ZM229 115V114H228ZM227 115V116H228ZM67 116V115H66ZM101 116V115H100ZM106 116V115H105ZM189 116V115H188ZM192 116V115H191ZM7 117V118H6ZM64 117V116H63ZM68 117H69V115H68ZM71 117V116H70ZM93 117V116H92ZM102 117V116H101ZM67 118V117H66ZM73 118V117H72ZM220 118V117H219ZM221 118H223V120L225 119V120H228L227 118H225V117H221ZM70 119V118H69ZM97 119L98 118H96V121H97ZM122 119V120H121ZM208 119V118H207ZM216 119V118H215ZM92 119L87 115V113L86 114H84L83 113V110H82V112H81V114H79V112H78V115L76 116V119L74 120V122H75V127H77L76 129L75 128H73V130L72 131H74V130H77V129H80L81 127H83L84 126V128H87V125H88V123L91 121ZM95 120V119H94ZM101 120H102V118H101ZM107 120V119H106ZM222 120V119H221ZM125 121V120H124ZM202 121V120H201ZM215 121V120H214ZM231 121V120H230ZM65 122V121H64ZM63 122V123H64ZM72 122V121H71ZM71 122H70V127H68V128H72L74 125L72 124L71 125ZM219 122H221V121H219ZM67 123V122H66ZM97 123V122H96ZM206 123V122H205ZM215 123V122H214ZM222 123V122H221ZM95 124V123H94ZM167 124V123H166ZM197 124H198V122H197ZM211 124V123H210ZM213 124V123H212ZM223 124V123H222ZM202 125V124H201ZM233 125V124H232ZM234 125H233V127H234ZM72 126V127H71ZM130 126V125H129ZM188 126V125H187ZM214 126V125H213ZM224 128H223V127ZM66 127V126H65ZM210 127V126H209ZM191 128V127H190ZM202 128V127H201ZM204 128V127H203ZM213 128V127H212ZM237 128L235 129L236 131H237ZM129 129V130H130ZM81 130V129H80ZM193 130V129H192ZM70 131V130H69ZM81 131H83V130H81ZM218 131H219V133H218ZM75 132H77V131H75ZM83 132H85V131H83ZM86 133V132H85ZM73 134H75V133H73ZM205 134V133H204ZM203 134V135H204ZM81 135V134H80ZM85 135V134H84ZM73 136V135H72ZM202 138V137H201ZM206 138V139H207ZM203 139V138H202ZM208 141V140H207ZM206 141V142H207ZM221 142V143H220ZM199 143V142H198ZM209 143V142H208ZM211 144V143H210ZM215 143H213V145H214ZM221 144V145H220ZM217 145V144H216ZM199 146V145H198ZM210 146V145H209ZM178 147V146H177ZM215 147V146H214ZM173 148H174V146H173ZM179 148V147H178ZM206 148V147H205ZM74 149V148H73ZM214 149V148H213ZM68 150V149H67ZM171 150V149H170ZM70 151V150H69ZM200 151V150H199ZM213 151V150H212ZM202 152V151H201ZM78 153H80V152H78ZM73 154V153H72ZM213 154V153H212ZM174 155H177V154H174ZM217 155V156H218ZM236 155V156H235ZM251 155V159H253V161H254V164H253V166H249V165H242V160H244L245 161V157H249ZM233 156V157H232ZM203 157V156H202ZM201 157V158H202ZM237 157V158H238ZM73 158V157H72ZM78 158V157H77ZM227 159V158H226ZM72 160V159H71ZM79 160V159H78ZM170 161L171 160H167V159H164L163 161H160V162H151V161H136V160H131V165H130V169L132 170V171H135V173L136 172H144V173H148L147 175H149V173H152L153 175H154V172L156 173L157 171H159V170H162V169H171V170H173V171H175V173H177V174H179V173H184L183 171H184V167H182L183 165L181 164V163H179V164H181V165H179V164H177V166H174V164L172 165V163H170ZM198 161V160H197ZM202 160H200L199 162H201ZM224 162H226L225 160H223ZM0 162H1V166H2V168H4V169H1V171L3 170H6L7 172L6 173H8V175H7V177H3V172L2 173H0V197H2V195L3 196H5V195H7V194H9L10 192H11V190L10 189H12L13 188V184H15L16 183V185L17 186H20V193L18 194V197L20 196V195H22L20 198H18L24 205H26V203H30V207H31V205L33 204V203H35L34 205H45L46 207H44V210H45V212L44 213H50V212H53V210H55V208H57L58 207V205H62V206H64L66 209H67V213H72V214H80V213H85L86 215L89 213H95V217H96V213H98L99 211H102L103 209H105V207L103 208V205L104 204H102V196H101V198L100 197H98V195L96 196V195H94V194H86V192L87 191H85V193L83 194V195H79L80 193H81V191H80V193L79 192H77V193H73L72 191H71V193H73L72 195L70 194V196L71 197H66L65 195H67V194H65V189L63 190V188L61 187V185L60 184H58V185H52L53 184V182H54V178H56V177H58V174H57V171H50V172H47V173H44V174H41V175H26V174H23V173H21V172H19V171H16L13 167H11V166H9L3 159H0ZM172 162V161H171ZM198 162V163H199ZM203 162V161H202ZM207 162V161H206ZM215 162V161H214ZM229 162V161H228ZM231 162V161H230ZM232 162V163H233ZM248 162H249V160H248ZM192 163H194V162H192ZM197 163V164H198ZM204 163H205V161H204ZM221 164V163H220ZM223 164H225V163H223ZM249 164V163H248ZM179 165V166H178ZM199 165V164H198ZM204 165V164H203ZM201 166V165H200ZM227 166V165H226ZM240 166V167H239ZM192 167V166H191ZM190 167V168H191ZM194 167H195V165H194ZM206 167L207 166H205V168H203L202 169V167L200 168V170L197 168V169H195L194 168V170L196 171V175H198L197 174V172L198 173H202V174H204L203 176H204V182H205V179H206V182H207V180H209V179H212V178H216L217 176H220V175H218V174H216V177L214 176V174H215V172L213 171V169L211 168V169H209L208 170V168L206 169ZM212 167H215V166H212ZM193 168V167H192ZM202 169V170H201ZM237 169V170H236ZM193 170V171H194ZM212 170V171H211ZM220 170V171H219ZM80 171V170H79ZM128 171H129V168H128ZM163 171V170H162ZM172 171V172H173ZM187 171V170H186ZM193 171H191L190 170V172H193ZM165 172V171H164ZM171 172V173H172ZM210 173V176L212 177V174H213V177L212 178H209V179H207V176L209 177V175H207L206 176V173ZM229 172V173H228ZM132 173V172H131ZM160 173V172H159ZM163 173V172H162ZM174 172H173V174H175ZM212 173V174H211ZM221 173V172H220ZM129 174V173H128ZM143 174V173H142ZM193 174L195 175V172H193ZM224 174V173H223ZM85 174L84 173H79V174H77V175H75V179L73 178L72 179V176H71V180H69V179H67L66 180V182H64V184L65 185H70L71 184V186H69V187H75V186H80V185H86V186H88L91 182H89V180H85V176H84ZM132 175V174H131ZM134 175V174H133ZM136 175V174H135ZM180 175V174H179ZM182 175V174H181ZM9 176H11V177H14V179H9ZM137 176V175H136ZM139 176V175H138ZM170 176V175H169ZM173 176V175H172ZM206 176V177H205ZM167 177V176H166ZM188 177V176H187ZM194 177V176H193ZM197 178H198V176H196ZM67 178V177H66ZM69 178V177H68ZM139 178H141V177H139ZM64 179V178H63ZM148 179V178H147ZM174 179V178H173ZM184 179V178H183ZM183 179H180V181H183ZM200 179H202V178H200ZM134 180H136V179H134ZM216 180V179H215ZM218 180H216L215 182H217ZM73 181V182H72ZM91 181H93V180H91ZM191 181V180H190ZM194 181V180H193ZM196 181V180H195ZM198 181H200L201 182V180H198ZM221 181V182H222ZM99 182H101V181H99ZM130 182V181H129ZM203 182V181H202ZM201 182V183H202ZM107 183V182H106ZM116 183V182H115ZM179 183V182H178ZM191 183H192V181H191ZM210 183V185L211 184H213L214 183V181H208L205 185H204V188H205V190H207V189H209V187H211V186H209L208 184ZM91 184H95L94 182L93 183H91ZM104 184V183H103ZM138 184H140V183H138ZM172 184V183H171ZM187 184V183H186ZM190 184V183H189ZM73 185V186H72ZM109 185V184H108ZM119 185V184H118ZM149 185V184H148ZM167 185V187L168 186H174V188H176V187H179V185H182V184H174V182H173V184L172 185H169V184H166ZM183 185H185V184H183ZM193 185V184H192ZM197 185V184H196ZM203 185V184H202ZM216 185V184H215ZM68 186H67V188H68ZM112 186H114V185H112ZM141 186V185H140ZM187 186V185H186ZM191 186V185H190ZM200 186H201V184H200ZM199 186V187H200ZM217 186V185H216ZM219 186V185H218ZM218 186H217V188H218ZM66 187V186H65ZM64 187V188H65ZM95 187V186H94ZM107 187V186H106ZM109 187H110V185L108 186V189H109ZM129 187V186H128ZM156 187V186H155ZM159 187V186H158ZM164 187H166V186H164ZM185 187V186H184ZM193 187V186H192ZM196 187V186H195ZM202 187V186H201ZM214 187V186H213ZM15 188H17V187H15ZM76 188V187H75ZM123 187H121V189H122ZM124 188H126V187H124ZM124 188H123V190H124ZM173 188V187H172ZM173 188V189H174ZM186 188V187H185ZM197 188V187H196ZM82 189V188H81ZM88 189H89V187H88ZM95 189V188H94ZM93 188H92V191H91V189H90V191L93 193V190H94ZM146 189V188H145ZM148 189V188H147ZM163 189V188H162ZM180 189H183V187L182 188H180ZM187 190H188V188H186ZM193 189V188H192ZM212 189V188H211ZM210 189V190H211ZM214 189V188H213ZM223 189V188H222ZM10 190V192L8 193V191ZM75 190V189H74ZM101 190V189H100ZM110 190V189H109ZM120 190V189H119ZM126 190V189H125ZM124 190V191H125ZM165 190V189H164ZM172 190V189H171ZM179 190V189H178ZM186 190V191H187ZM198 190H200V189H198ZM198 190H196V191H198ZM78 191V190H77ZM89 191V192H90ZM97 191V190H96ZM104 191H105V189H104ZM111 191H113V189H111ZM117 191V190H116ZM159 191V190H158ZM161 191V190H160ZM160 191H159V193H160ZM166 191V190H165ZM173 191V190H172ZM185 191V190H184ZM185 191V192H186ZM213 191V190H212ZM19 191H17V193H18ZM100 192H102V191H99V193ZM144 192V191H143ZM147 192V191H146ZM151 192V191H150ZM169 192V191H168ZM7 193V194H6ZM16 193V192H15ZM96 193V192H95ZM114 193V192H113ZM127 193V192H126ZM131 193V192H130ZM180 193H181V191H180ZM179 193V194H180ZM182 193H183V191H182ZM187 193V192H186ZM200 193H202V192H200ZM200 193H198V195L200 194ZM211 193V192H210ZM11 194H12V192H11ZM78 194V195H77ZM106 193H104V195H105ZM108 194H111V193H108ZM123 194H125V192L123 193ZM122 194V195H123ZM158 194V193H157ZM162 194H164V191H162ZM197 194V193H196ZM206 194V193H205ZM218 194V193H217ZM43 195V196H42ZM69 195V194H68ZM122 195H120L121 196V199H122ZM141 195V194H140ZM166 195V194H165ZM169 195V194H168ZM210 195V194H209ZM108 196V195H107ZM113 196V195H112ZM115 196V195H114ZM163 195H161L160 194V197H162ZM189 196H191V194L189 195ZM193 196V195H192ZM201 196V195H200ZM6 198L7 197H9L8 195L7 196H5ZM15 197V200L13 199V197H12V199L11 200H14V203H16L17 205H18V203L19 202H17V200L18 199H16V196H14ZM116 197V196H115ZM134 197V196H133ZM142 197V196H141ZM185 197H188V196H186V194H185ZM202 197V196H201ZM215 197L216 196H214V199H215ZM117 198V197H116ZM118 198H119V195H118ZM125 198V197H124ZM137 198L138 197H136V200L135 201H133V206H132V210L131 211H133V212H138L139 213V211H140V217H139V215H138V217H139V220H141L140 218H141V214L143 213V208H146L150 203H151V201H150V198L148 199H146V198H141V199H138L137 200ZM167 198V200H170V199H168V197H166ZM182 198V197H181ZM193 198V197H192ZM219 198V197H218ZM120 199V198H119ZM153 199V198H152ZM162 199H164V198H162ZM176 199V198H175ZM202 199H204L203 197H202ZM226 199V198H225ZM106 200V199H105ZM111 200V199H110ZM114 200V198L112 199V201H109V200H107V202H109V203H111L112 205H111V209H112V211H118L119 213L120 212H122V210L124 211V210H127L126 209V207L124 208V209H122V207H119V206H117V204L115 203V202H117L116 200L115 201H113ZM125 200H126V198H125ZM134 200V199H133ZM156 200V199H155ZM179 200V199H178ZM182 200V199H181ZM205 200V199H204ZM217 200V199H216ZM154 201V200H153ZM153 201H152V203H153ZM177 201V200H176ZM180 201V200H179ZM191 201V200H190ZM13 202V201H12ZM121 201H118V204L120 203ZM127 202V201H126ZM153 203V205L154 204H156V203ZM183 202V201H182ZM192 202H193V200H192ZM193 202V203H194ZM108 203V204H109ZM151 203V204H152ZM178 203V202H177ZM108 204H106V205H108ZM190 204V203H189ZM20 206H21V204H19ZM24 205L23 206H21L22 208L24 207ZM75 205V206H74ZM123 205V203H121V206ZM127 205H129L128 203H127ZM152 205V206H153ZM191 205V204H190ZM16 206V205H15ZM60 206H59V208H60ZM175 206V205H174ZM192 206H194V204L192 205ZM199 206V205H198ZM11 207V206H10ZM34 207V206H33ZM42 207V206H41ZM131 207V206H130ZM195 207V206H194ZM200 207V206H199ZM26 208V207H25ZM25 208H23V209H25ZM36 208V207H35ZM107 208L109 209L110 208V206H107ZM149 208V207H148ZM148 208L146 209V210H148ZM191 208V207H190ZM18 209V208H17ZM41 209V208H40ZM43 209V208H42ZM153 209H154V207H153ZM184 209H187V207L186 208H184ZM192 210H193V208H191ZM39 210V209H38ZM146 210H144V211H146ZM152 210V209H151ZM155 210V209H154ZM162 210V211H161ZM249 211L250 212V215L248 216V214H247V217H245V216H243L245 213H246V211ZM36 210H34V212H35ZM63 211V210H62ZM153 211V210H152ZM21 212V211H20ZM39 212V211H38ZM114 212V213H115ZM128 212V210L126 211V213ZM142 212V213H141ZM146 212H148V211H146ZM146 212H144V213H146ZM154 212L155 211H153V214H154ZM248 212V213H249ZM18 213V212H17ZM23 213V212H22ZM43 213V214H44ZM48 213V214H49ZM113 212H111L110 213V215L112 214ZM125 213V212H124ZM122 214L121 213V215H126V217H124V221L123 222H125V219L126 218H128L129 216H127V214L125 213V214ZM129 213V212H128ZM162 213H164V214H162ZM193 213V212H192ZM212 213V214H213ZM19 214V213H18ZM17 214V215H18ZM53 214V213H52ZM71 214V215H72ZM99 214V213H98ZM97 214V215H98ZM100 214H101V212H100ZM103 214H105V213H103ZM133 214V213H132ZM152 214V213H151ZM156 214V213H155ZM154 214V215H155ZM181 214V213H180ZM187 214V215H186ZM39 215L41 216V214L39 213ZM45 215V214H44ZM108 215V214H107ZM110 215H108L109 217H110ZM114 214H112V216H113ZM116 215V214H115ZM143 215V214H142ZM146 215V214H145ZM145 215H143L144 216V220H147L145 217ZM147 215H148V213H147ZM157 215H159V214H157ZM210 215H211V213H210ZM69 216V215H68ZM105 216V215H104ZM107 216V217H108ZM111 216V217H112ZM117 216V215H116ZM122 216V217H123ZM134 216V215H133ZM132 216V217H133ZM198 216V215H197ZM201 216V215H200ZM209 216V215H208ZM207 216V217H208ZM214 216V215H213ZM213 216H212V218H213ZM214 216V217H215ZM20 217V216H19ZM59 217V216H58ZM72 217L74 218V216L72 215ZM82 217V216H81ZM84 217V216H83ZM91 217H92V214H91V216L90 217H88V219L90 218L91 219ZM98 217V216H97ZM108 217V220H110L109 222H111V219H112V221H114V219L116 218L115 216V218L114 217H112V218H109ZM118 217V216H117ZM138 217L136 216V218L138 219ZM149 217V216H148ZM206 217V216H205ZM67 218V217H66ZM87 218V217H86ZM94 218V217H93ZM114 218V219H113ZM119 218V217H118ZM121 218V217H120ZM120 218L117 220L118 222H120ZM134 218V217H133ZM155 218H156V216H155ZM182 218V217H181ZM51 219V218H50ZM97 219V218H96ZM104 220H105V218H103ZM103 219H101L102 221H104ZM107 219V218H106ZM129 219V218H128ZM150 219V218H149ZM206 218H204V220H205ZM218 221H216V220ZM20 220V219H19ZM68 220V219H67ZM72 220V219H71ZM74 220H76V217H75V219ZM73 220V221H74ZM85 220V219H84ZM92 220V219H91ZM95 220V219H94ZM133 220H135L136 221V219L134 218ZM139 220H137V221H139ZM143 220V219H142ZM141 220V222L142 223H145L146 224V227L149 225V227L150 226H152L153 225V223H152V221H151V223H152V225H150V223L149 222H144V220L142 221ZM152 220V219H151ZM164 220V219H163ZM49 221V220H48ZM127 221V220H126ZM136 221V222H137ZM149 221V220H148ZM158 221V220H157ZM162 221V220H161ZM160 221V222H161ZM190 221V222H191ZM50 222V221H49ZM79 222V221H78ZM77 222V223H78ZM105 222H107L106 220H105ZM116 221H114V223H115ZM133 222V221H132ZM163 222V221H162ZM199 223L198 225L196 224V223ZM52 223V222H51ZM94 223V222H93ZM112 223V222H111ZM111 223H110V225H111ZM147 223H148V225H147ZM195 223V224H194ZM23 224V223H22ZM22 224H21V226H22ZM26 224V223H25ZM25 224H24V226H25ZM39 224V223H38ZM43 224V223H42ZM53 224V223H52ZM57 224V223H56ZM75 224V223H74ZM80 224V223H79ZM79 224H78V226H79ZM87 224V223H86ZM89 224V223H88ZM98 224V223H97ZM116 224V223H115ZM129 224V223H128ZM127 224V225H128ZM157 224H159L158 222H157ZM164 224H162V225H164ZM210 224V225H209ZM27 225L28 224H26V226L25 227H27ZM49 225V224H48ZM81 225H84V224H81ZM91 224H89V227H91L90 226ZM102 225H103V222H102ZM105 225V224H104ZM108 225V224H107ZM122 225V224H121ZM125 225V224H124ZM131 225V224H130ZM135 225H136V223H135ZM133 225V228L131 227V229H133L134 230V228L137 226V227H139V229H140V226H138V225ZM183 225V226H184ZM202 225V226H201ZM34 226V225H33ZM55 226V225H54ZM58 226H59V224H58ZM93 226V225H92ZM109 226V225H108ZM112 226V225H111ZM113 226H115V225H113ZM117 226V225H116ZM115 226V227H116ZM126 226V225H125ZM129 226V225H128ZM128 226H127V228H128ZM153 226H155V225H153ZM152 226V227H153ZM159 226V225H158ZM182 226V224L180 225V227ZM182 226V227H183ZM24 227V228H25ZM49 227V226H48ZM56 227V226H55ZM61 227V226H60ZM75 227H76V225H75ZM80 227V226H79ZM88 227V228H89ZM98 227V226H97ZM97 227H95L94 228V231L92 230V231H89L88 229H87V225L85 226V229H87L88 231H86L84 228H83V226H82V228L83 229H81V232L80 233H78V234H82V236L83 237H81V236H79L77 233H76V235H78V237H79V239H78V237L77 238H71L72 240H78L79 242L80 241H82V240H86V241H91V244H92V242L94 241V242H96V243H100V241L102 242V240H104V243H105V240L107 241V239H101L100 237V235H102V232L101 231H103V230H101V228H99L101 231L99 232V231H97L98 230V228ZM137 227H136V229H137ZM145 227V228H146ZM23 228V227H22ZM35 228V227H34ZM42 228V227H41ZM40 228V229H41ZM50 228V227H49ZM69 228V227H68ZM81 228V227H80ZM97 228V229H96ZM114 228V227H113ZM122 228H123V226H122ZM143 228H144V225H143ZM154 228H156V227H153V228H149V229H153V230H155ZM160 228V227H159ZM167 227H164V230L166 229ZM40 229H38L37 231L39 232V230ZM93 229V228H92ZM95 229H96V231H95ZM107 229V228H106ZM118 232L117 233H119V230L121 229H119V226H118ZM124 229H126V228H124ZM128 229H130V228H128ZM141 229H142V227H141ZM140 229V230H141ZM148 228H146V230H147ZM149 229H148V231H149ZM173 229V228H172ZM182 229V228H181ZM182 229V230H183ZM42 230V231H41ZM40 231L44 234L46 231V229H41ZM67 230V229H66ZM71 230V229H70ZM77 230H78V228H77ZM122 230V229H121ZM138 230V229H137ZM142 230H144V229H142ZM146 230L144 231V232H146ZM162 230V229H161ZM164 230H163V232H164ZM175 230H176V228H175ZM18 231V230H17ZM43 231H45V232H43ZM57 232L56 233H58V231L59 230H56ZM68 232V234L70 233L69 232V229L67 230ZM80 231V230H79ZM125 231V233H127V229L126 230H124ZM158 231V230H157ZM157 231L155 230V231H153L154 233L156 232L157 233ZM170 231V230H169ZM165 232V233H163V234H161V237H158L157 238V240H158V242H163V243H165V241H169V239H170V237H172L171 235V232ZM19 232H20V230H19ZM41 232H39L40 233V235H41ZM49 231L47 230V232L46 233H48ZM60 232H63V234H64V231H60ZM73 232H76V231H74L73 230ZM78 232V231H77ZM107 232L109 233V229L107 230ZM113 232V231H112ZM131 232V231H130ZM142 232V231H141ZM141 232H139V233H141ZM160 232V231H159ZM162 232V231H161ZM178 232V233H179ZM46 233H45V235H43L41 238H38V236H36L37 238H29L28 236H27V238H25V239H30L29 241V243L30 244H28L27 243V245H31V246H49V245H53V246H55V245H57V242L58 241H61V240H59L57 237H53L52 238V236H51V238L50 237H48V236H46ZM66 233V232H65ZM66 233V234H67ZM111 233V232H110ZM117 233H115L116 234V236H117ZM132 233V232H131ZM138 233V232H137ZM155 233V235H157ZM8 234V233H7ZM25 234H27V235H29L30 234V232L28 233V232H26ZM62 234V235H63ZM103 234L105 235V232L103 231ZM113 234H114V232H113ZM112 233H111V235H113ZM114 234V235H115ZM120 234V233H119ZM118 234V235H119ZM128 234H130V233H128ZM134 234V233H133ZM143 234V232L141 233V235ZM160 234V233H159ZM158 234V235H159ZM168 234H170V235H168ZM12 235H13V233H12ZM37 235H38V233H37ZM40 235H39V237H40ZM56 235V234H55ZM65 235V234H64ZM75 235V234H74ZM75 235V236H76ZM121 235V234H120ZM144 235V234H143ZM142 235V236H143ZM163 235V236H162ZM23 236V235H22ZM24 236H26V235H24ZM34 236V237H35ZM57 236V235H56ZM66 236V235H65ZM74 236V237H75ZM84 236H86V237H84ZM100 236V237H99ZM106 236H108V235H106ZM127 236V234H125V237ZM130 236H132L131 234H130ZM130 236H128V240H129V237ZM133 236H135V235H133ZM153 235H151V237H152ZM184 236V235H183ZM69 237H71L70 236V234H69ZM81 237V238H80ZM99 237V238H98ZM105 237V236H104ZM112 237V236H111ZM110 237V238H111ZM121 237V236H120ZM124 237V235H123V238H125ZM150 237V236H149ZM173 237H175V236H173ZM176 237H177V235H176ZM21 238V237H20ZM108 238H109V236H108ZM119 238V237H118ZM132 239L131 240H133V237H131ZM142 238H144V237H142ZM154 238V237H153ZM179 238V237H178ZM178 238H174V239H178ZM183 238V237H182ZM64 240H65V238H63ZM145 239V238H144ZM143 239V240H144ZM24 240V239H23ZM109 240V239H108ZM110 240H113V241H117V238H114V237H112V239H110ZM109 240V241H110ZM122 240V239H121ZM135 241H137V240H139V241H141V238H139V239H134ZM147 240V239H146ZM150 240V239H149ZM180 240V239H179ZM184 240V239H183ZM27 241V240H26ZM66 241V240H65ZM83 241V242H84ZM112 241V242H113ZM125 241H127L126 239H125ZM151 241H152V239H151ZM187 241V242H186ZM21 242V241H20ZM28 242V241H27ZM64 242V241H63ZM68 242V241H67ZM66 242V243H67ZM71 242V241H70ZM73 242V241H72ZM71 242V243H72ZM79 242H78V244H79ZM89 242L87 243V244H85L86 246H88V245H91V244H89ZM108 242V241H107ZM111 242V243H112ZM18 243V242H17ZM96 243H94L95 245H97ZM110 243V242H109ZM136 243H138V241L136 242ZM25 244H26V242H25ZM59 244V243H58ZM73 244H75V243H73ZM82 244V243H81ZM81 244H79V245H81ZM101 244V243H100ZM102 244H103V242H102ZM105 244H107V243H105ZM61 245V244H60ZM4 246V245H3ZM12 246V245H11ZM30 246V247H31ZM67 246V245H66ZM71 246H72V244H71ZM98 246V245H97ZM102 246V245H101ZM105 246H107V245H105ZM39 247V248H40ZM81 247V246H80ZM92 247V246H91ZM61 248H62V246H61ZM77 248V247H76ZM84 248V247H83ZM86 248V247H85ZM115 248H117V249H115ZM28 249V248H27ZM34 249H37L36 247L34 248ZM99 249V248H98ZM119 249V250H118ZM71 250V249H70ZM74 250V249H73ZM86 250V249H85ZM101 250V249H100ZM99 250V251H100ZM72 251V250H71ZM81 251H84V250H82V248H81ZM95 252V251H94ZM102 252V251H101ZM158 252H159V254H158ZM157 255H156V254ZM44 254H46V253H44ZM49 254H50V252H49ZM47 255V254H46ZM45 255V256H46ZM63 255V254H62ZM168 255H169V258L170 259H172L171 257H170V255H175V257H177V258H175L176 260L174 261V262H172V263H170V262H168L167 260H162V261H159V257L160 258H162L163 259V257H165V256H167L168 257ZM85 256H87V254H85V252L84 253H80V257H82V258H84ZM157 256V257H156ZM159 256V257H158ZM56 257V256H55ZM107 257V256H106ZM156 257V258H155ZM49 259V258H48ZM99 259V258H98ZM155 259H157V261L155 260ZM169 260V259H168ZM40 261V260H39ZM86 261H89V260H86ZM172 261H173V259H172ZM41 262V261H40ZM43 262V261H42ZM58 262V261H57ZM57 262H56V264H57ZM61 262V261H60ZM75 262V261H74ZM73 261H63L62 262V264H77V262L76 263H74ZM11 263V262H10ZM23 263V262H22ZM55 263V262H54ZM21 264V263H20ZM43 264V263H42ZM44 264H53L52 263V261L51 260H46V261H44Z\"/></svg>",
    "mask_w": 264,
    "mask_h": 264
},
{
    "label": "crops",
    "instance_id": "obj_3",
    "mask_svg": "<svg viewBox=\"0 0 264 264\" xmlns=\"http://www.w3.org/2000/svg\"><path fill=\"white\" fill-rule=\"evenodd\" d=\"M119 3L126 1L80 0L72 17L60 0L14 3L10 26L24 45L5 65L0 59V96L9 99L13 113L0 125V159L16 171L40 175L58 161L64 145L62 133L67 136V132L59 121L61 133L53 110L66 102L87 113L92 119L89 129L110 122V114L126 103L133 90L152 113L150 140L158 145L163 141L164 120L181 107L186 74L179 70L166 39H148L154 49L132 71L113 49L124 40L131 23ZM2 20L0 5V30ZM68 25L89 46L70 65L60 53L61 35ZM157 149L148 160H184L185 151L179 144Z\"/></svg>",
    "mask_w": 264,
    "mask_h": 264
}]
</instances>
